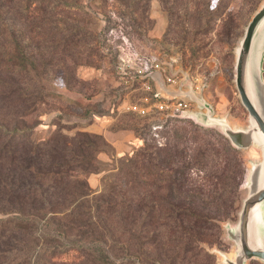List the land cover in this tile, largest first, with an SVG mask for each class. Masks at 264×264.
Returning a JSON list of instances; mask_svg holds the SVG:
<instances>
[{
  "label": "rangeland",
  "instance_id": "374dc122",
  "mask_svg": "<svg viewBox=\"0 0 264 264\" xmlns=\"http://www.w3.org/2000/svg\"><path fill=\"white\" fill-rule=\"evenodd\" d=\"M263 6L264 0H0V126L10 131L24 127L36 131V135L18 141L19 152L11 172L6 166L9 161L0 158V220L35 213L30 204L11 198L3 183L6 179L27 180L22 170L29 160L28 140L54 133L79 139V135L91 133L105 140V145L97 144L104 151L94 154L105 171L82 178L96 196L108 199L109 194L119 193L133 204L127 219L118 222L117 209L108 210L101 219L107 227L119 230L110 240L131 241L136 247V238L142 236L139 218L145 213L148 191L138 189L143 180H124L116 159L134 155L145 139L148 145L165 144L160 128L150 131L151 126L165 121L160 117L144 120L123 112L132 90L121 85L119 67L132 73L147 67L152 72L159 64L168 77L187 81L195 112L207 111L202 109L203 102L212 108L213 119H227L233 129H247L250 117L237 90L236 63L248 25ZM249 70L255 81L262 71L264 80V20L251 46ZM141 96L131 95L130 101L136 102ZM97 127L102 133L94 131ZM202 127L216 131L233 146L221 127ZM136 129L146 134L143 140ZM128 131L134 132L135 140L126 142L125 151L117 152L112 140ZM5 142L0 141V146ZM67 147L70 150L71 144ZM237 150L246 170L237 212L221 224L220 234L204 237L208 240L204 247L215 257V264H226L224 256L236 259L239 247L229 238L228 228L237 227L249 196L251 169L264 160L258 144ZM53 203L51 209L59 212L56 217L61 220L63 199L55 195ZM94 215L99 214L94 211ZM93 221L98 222L97 218ZM124 229L130 235L122 233ZM39 248L47 250L37 226L29 221L20 231L0 235V264H36L33 252ZM207 263L203 260L198 264ZM126 264L149 263L144 257H131ZM248 264L264 263L253 260Z\"/></svg>",
  "mask_w": 264,
  "mask_h": 264
},
{
  "label": "trees",
  "instance_id": "16d2710c",
  "mask_svg": "<svg viewBox=\"0 0 264 264\" xmlns=\"http://www.w3.org/2000/svg\"><path fill=\"white\" fill-rule=\"evenodd\" d=\"M159 126L165 144L148 145L145 139L144 146L134 155L116 159L119 175L124 180H143L138 189L148 191L145 213L139 218L138 232L142 236L136 238V247L131 241L110 240L119 230L107 227L101 219L108 210L116 209L118 222L127 219L133 204L119 193L109 194V200L96 196L82 178L105 171L94 158V154L104 151L98 142L105 145V140L91 133L81 134L79 139L54 133L26 142L29 160L23 166L22 177L27 180L6 179L3 183L11 198L30 204L35 213L0 220V235L8 230L20 231L29 221L33 222L47 246V250L39 248L33 252L36 264H126L131 257H144L149 264H198L203 260L215 264V257L204 247L208 241L204 237L220 234L221 224L233 219L237 212L246 176L240 152L226 143L225 137L192 119L170 118L163 125L151 126L150 131ZM170 126L174 129L169 130ZM135 131L139 139L146 135H141L140 129ZM30 134L36 135V131L28 127L10 131L0 126V141L6 140L0 146V158L9 161V172L18 156V141ZM213 138L216 142L212 143ZM21 191L24 193L19 194ZM55 195L64 203L61 220L56 217L59 212L51 209ZM94 211L99 215L95 216ZM95 218L98 222L93 221ZM121 232L130 235L126 229ZM146 236L149 238L145 239Z\"/></svg>",
  "mask_w": 264,
  "mask_h": 264
},
{
  "label": "water",
  "instance_id": "95a60500",
  "mask_svg": "<svg viewBox=\"0 0 264 264\" xmlns=\"http://www.w3.org/2000/svg\"><path fill=\"white\" fill-rule=\"evenodd\" d=\"M263 20L264 6L248 25L236 63V86L240 100L249 114L250 126L247 129H233L227 119H213L212 108L206 104H202V109L206 108L207 112H191L190 115L202 126L221 127L237 149H250L258 144L264 158V80L261 77L262 71L255 81L249 70L251 46ZM249 181V196L244 201L239 223L234 230L228 228V236L239 247V252L234 261L224 256L226 264H248L253 260L264 263V160L253 165Z\"/></svg>",
  "mask_w": 264,
  "mask_h": 264
},
{
  "label": "built area",
  "instance_id": "2783aa9c",
  "mask_svg": "<svg viewBox=\"0 0 264 264\" xmlns=\"http://www.w3.org/2000/svg\"><path fill=\"white\" fill-rule=\"evenodd\" d=\"M154 71L166 73V69L159 64L152 67ZM121 85L128 90H140L143 95L137 102H127L123 108L126 114H132L139 118L155 119L161 118V121H166L170 118H188L194 120L190 113L193 112V103L188 99L181 98H165L154 92L152 86L153 76L149 69L139 70L135 73L127 71L126 68L119 67ZM167 83L179 84V79L167 77ZM135 86H139L135 89ZM156 127L155 129H158Z\"/></svg>",
  "mask_w": 264,
  "mask_h": 264
},
{
  "label": "crops",
  "instance_id": "0c3cea01",
  "mask_svg": "<svg viewBox=\"0 0 264 264\" xmlns=\"http://www.w3.org/2000/svg\"><path fill=\"white\" fill-rule=\"evenodd\" d=\"M151 71H152L151 75L153 76L152 86H153L154 92L160 94L161 96H163L165 98H181V99H188V100H189V98L193 99L192 98L193 96L191 95V92H190L191 88L189 86H187V81L186 80H184V79L180 80L179 79L180 80L179 84H175V85L169 84L166 81V78L168 77L166 73H160V72H156L154 70H151ZM138 87L139 86H137L136 88H138ZM139 91L140 90H135L134 92H132L130 94L133 95V96H135L137 94L143 95ZM130 96L128 98V100H129L128 102H131L130 101ZM197 98H200V101H203L200 96H198ZM202 104H203V102H202ZM193 112L195 113V110H193ZM203 112L205 113L207 111H203ZM99 130H100V128L97 127L96 130H94V131L97 132V133H102ZM135 138L136 137H135L134 132L128 131L125 134H123L122 136H115V138L112 140L111 144H112L113 148L117 152H123L127 148L126 142L134 141Z\"/></svg>",
  "mask_w": 264,
  "mask_h": 264
},
{
  "label": "bare ground",
  "instance_id": "6f19581e",
  "mask_svg": "<svg viewBox=\"0 0 264 264\" xmlns=\"http://www.w3.org/2000/svg\"><path fill=\"white\" fill-rule=\"evenodd\" d=\"M252 92V91H251ZM214 116H212V118H213ZM223 120H225V119H223Z\"/></svg>",
  "mask_w": 264,
  "mask_h": 264
}]
</instances>
